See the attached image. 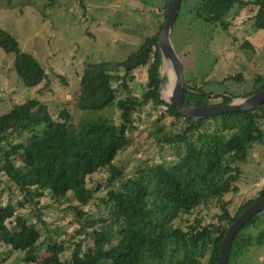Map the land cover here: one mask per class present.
<instances>
[{
  "label": "trees",
  "instance_id": "1",
  "mask_svg": "<svg viewBox=\"0 0 264 264\" xmlns=\"http://www.w3.org/2000/svg\"><path fill=\"white\" fill-rule=\"evenodd\" d=\"M12 1L9 0L10 4ZM46 1L48 6H53L59 0ZM79 2L85 15L84 0ZM167 3L168 0H163L165 19ZM185 4L186 0H182L173 30ZM237 6L257 7L251 21L254 28L264 31V0H195L189 13L207 27L220 25L227 30L226 17ZM164 24L161 22L158 31L146 37L126 60L89 62L84 67L83 110L100 112L116 108L119 125L98 117L75 127L68 111H62L59 119H55L48 106L35 99L0 115V156L5 163V174L22 196L0 208V243L23 254L24 264H36L42 244L60 260L67 256L65 264H217L229 227L264 197L263 189L258 198L247 201L234 216L229 211L230 202L225 199L240 191L239 165L247 162L254 145L264 143V105L252 111L229 112L196 122L180 115L160 94L162 57L158 41ZM244 46L254 49L249 42ZM0 48L6 54L16 53L14 70L26 88H36L49 79L44 65L33 54L20 52L16 38L2 28ZM141 68H146L147 81L142 98L117 100L119 89L128 90V76ZM114 70L117 74L112 73ZM120 71L124 75H119ZM243 79L242 74L228 78ZM121 80L123 84L117 85ZM200 80L186 75L185 104L226 105L237 98L227 92L212 93L206 89L211 82ZM262 89L264 78L259 76L252 92L243 98ZM146 104L155 109L165 107L167 116L183 121L174 130L159 122L149 135L161 147L178 145L183 152L169 167L142 165L133 177H128L115 160L132 145L130 134L137 130L135 114ZM208 123L213 124V130L206 128ZM25 133L29 135L26 142H11L13 137L21 138ZM103 171L108 174L105 185L92 188L89 183L93 176ZM101 191L105 194L98 199ZM47 193L52 197V207L64 202L70 204L66 211L76 218L74 241H61L49 235L43 219L45 207L38 208ZM96 199L106 206L107 214L94 217L88 210ZM212 205L221 211L213 216V223L206 224L201 211ZM26 206L30 207L28 215L17 212V207ZM262 212L235 235L228 264H234L233 259L249 247L264 244V230L256 235L240 234ZM194 213L198 216L193 222L176 223ZM34 219L48 232L43 241L42 227L38 228Z\"/></svg>",
  "mask_w": 264,
  "mask_h": 264
},
{
  "label": "rangeland",
  "instance_id": "2",
  "mask_svg": "<svg viewBox=\"0 0 264 264\" xmlns=\"http://www.w3.org/2000/svg\"><path fill=\"white\" fill-rule=\"evenodd\" d=\"M194 4L195 0H186L184 12L172 33L173 45L185 74L211 82L206 89L212 93L227 92L237 96L236 99L251 93L255 79L259 76L264 78V31L254 28L251 21L258 8L237 6L226 17L228 29L225 30L220 25L207 27L196 20L189 13ZM84 5L85 15L79 0H59L53 6H48L46 0H13L11 4L9 0H0V28L16 38L20 52L33 54L44 65L49 76L38 87L26 88L14 70L16 53L6 54L0 48V115L16 105L35 99L47 105L55 119H59L62 111H68L75 127L98 117L120 124V114L116 108H106L100 112L83 110L86 104L81 85L84 67L89 62L126 60L146 37L158 31L161 22L166 21L162 12L163 0H84ZM246 42L254 49L245 47ZM112 73L117 74L115 70ZM118 74L124 75V71ZM237 74H242L244 79L228 80ZM145 75L146 68H141L128 76V90L119 89L117 100L142 98L147 88ZM168 82L166 76L164 91ZM120 84H123V80L118 81L117 85ZM197 84L200 86V83ZM167 114V108L155 109L151 104L136 112L137 130L130 134L132 145L115 160V164L128 177H133L142 165L164 164L169 167L178 161L183 148L178 145L161 147L149 137L150 130L159 122L165 123L171 130L182 125V120H174ZM262 127L264 131V125ZM206 128L209 131L214 129L212 123H208ZM28 137L25 133L21 138L13 137L11 142H26ZM239 167L242 170L238 184L240 191L225 197L230 202L229 211L233 216L247 201L258 198L264 189V143L254 145L247 162ZM107 178L108 174L103 171L94 175L89 184L92 188L103 186ZM104 194L103 191L98 193V199ZM21 197L5 174V163L0 156V208L10 201L17 202ZM98 199L88 207L94 217L108 213L106 206ZM52 204V197L47 193L38 207H45L43 219L49 227V235L61 241H74L72 235L77 229L76 218L71 211H66L70 204L64 202L56 207H52ZM16 209L22 215L30 213L29 206ZM220 211L212 205L208 210L203 209L201 215L206 219V224H210L214 222L213 216ZM197 216L198 213L183 216L176 223L193 222ZM34 222L37 223L35 219ZM37 225L38 228L42 227ZM42 229L41 241L48 236V232ZM263 230L264 211L255 223L240 234L256 235ZM41 249L36 264H65L68 261L67 256L60 260L51 254L43 244ZM260 257L263 259L260 260ZM232 262L264 264V244L249 247ZM0 264H24L23 254L0 243Z\"/></svg>",
  "mask_w": 264,
  "mask_h": 264
},
{
  "label": "water",
  "instance_id": "3",
  "mask_svg": "<svg viewBox=\"0 0 264 264\" xmlns=\"http://www.w3.org/2000/svg\"><path fill=\"white\" fill-rule=\"evenodd\" d=\"M181 4L182 0H168L167 18L158 41V47L162 57V71L160 75L161 97L166 80V75L163 71L166 63L172 67L174 74L171 95L167 100L163 97L162 99L171 106L176 107L180 115L195 122L217 117L229 112L252 111L262 107L264 105V89L248 97L234 99L231 103L226 105L195 107L185 104L183 100V93L186 84L185 69L177 55L172 40L173 24L177 19ZM262 211H264V197L256 201L229 227L220 248V255L217 264H228L229 253L235 235L246 222Z\"/></svg>",
  "mask_w": 264,
  "mask_h": 264
},
{
  "label": "bare ground",
  "instance_id": "4",
  "mask_svg": "<svg viewBox=\"0 0 264 264\" xmlns=\"http://www.w3.org/2000/svg\"><path fill=\"white\" fill-rule=\"evenodd\" d=\"M163 71H164V74L166 76H168V79L170 81V83L168 82L167 90L166 91H164V90L162 91V97H163V92H164V97H165L164 99L167 100V99H169L168 97H170L169 95H170V93L172 91V86H173V83H174V74H173L172 67L168 63L165 64ZM163 89H164V87H163Z\"/></svg>",
  "mask_w": 264,
  "mask_h": 264
},
{
  "label": "crops",
  "instance_id": "5",
  "mask_svg": "<svg viewBox=\"0 0 264 264\" xmlns=\"http://www.w3.org/2000/svg\"><path fill=\"white\" fill-rule=\"evenodd\" d=\"M263 258L262 257H260V260H262Z\"/></svg>",
  "mask_w": 264,
  "mask_h": 264
}]
</instances>
